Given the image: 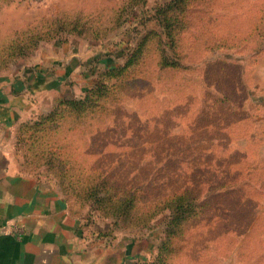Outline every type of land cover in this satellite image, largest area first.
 <instances>
[{
    "label": "rangeland",
    "instance_id": "rangeland-1",
    "mask_svg": "<svg viewBox=\"0 0 264 264\" xmlns=\"http://www.w3.org/2000/svg\"><path fill=\"white\" fill-rule=\"evenodd\" d=\"M167 1L0 0L4 77L98 103L19 125L22 160L130 264H264V108L227 97L264 52V0H194L178 27Z\"/></svg>",
    "mask_w": 264,
    "mask_h": 264
},
{
    "label": "crops",
    "instance_id": "crops-1",
    "mask_svg": "<svg viewBox=\"0 0 264 264\" xmlns=\"http://www.w3.org/2000/svg\"><path fill=\"white\" fill-rule=\"evenodd\" d=\"M255 58L252 65L237 61L244 81L232 82L227 94L231 101L244 95L239 112L249 111L254 100L264 108V52ZM10 72H0V264H130L116 242L108 243L100 232L87 233L85 216L74 212L72 202L53 187L56 183L26 169L15 141L17 127L38 121L42 105L55 107L62 96L53 92L56 88L6 79ZM13 223L24 228L20 239L4 232Z\"/></svg>",
    "mask_w": 264,
    "mask_h": 264
},
{
    "label": "trees",
    "instance_id": "trees-1",
    "mask_svg": "<svg viewBox=\"0 0 264 264\" xmlns=\"http://www.w3.org/2000/svg\"><path fill=\"white\" fill-rule=\"evenodd\" d=\"M194 0H169L165 3H163L158 9H157V20L159 24H164L170 27H178V26H186L187 24V13L190 11V9L192 8V4H193ZM174 33V32H173ZM172 32L168 31V35L171 38V41L173 42L174 36L176 33L173 34ZM28 37L30 38H23V39H27L28 44L27 45H23L22 47L20 46V42L22 39H20L19 37L17 38V45H16V49L13 48V51L10 55H7L8 58H15V57H19V56H23L29 52H31L32 50H34L36 48L37 43L35 42L36 40L33 39V42L31 44V36H34L35 34L33 32H31L30 30L28 31ZM24 42V41H23ZM16 50V51H15ZM6 55L2 54L0 55V58H2V60L0 61V70L4 69V65L5 62L3 60V58H5ZM167 67H174V68H178L180 67L179 63L177 62H171L168 64ZM109 70L111 72H114L117 76H119L120 74L118 72L122 71L121 69H117V66H112L111 68H109ZM106 85L101 83L99 87L95 88L94 93L95 92H101L103 88H105ZM108 87V86H107ZM97 92V93H98ZM96 94V93H95ZM92 96V95H91ZM91 97L88 95L86 97L85 100H73V101H67L64 98H59V100L57 101L56 107L53 109L52 112H50V114L42 119H39L38 121L32 123L34 124L36 127L40 126L39 123L44 122V120L46 119L49 122H53L55 123L56 121H58V119L63 117V113L64 111L67 109L66 107L68 106H75V107H79V106H84L88 103V101L90 102L91 100H93V97L91 98V100H89ZM98 103L96 101L92 102L90 104V108L92 107H97ZM58 111V112H57ZM31 128H33V126H31ZM20 145V144H19ZM22 147V145H20ZM49 160H53L52 158ZM49 162V161H47ZM65 184L64 180H62L61 185ZM115 198V197H114ZM69 200V199H68ZM134 202V200L132 199L130 201V204ZM180 207V206H179ZM184 208V206H182ZM134 207L129 206L128 209L132 210ZM124 208H122L120 210L119 214H122V212L127 216V214H129L128 211H123ZM144 264H150L149 262L147 263L145 261Z\"/></svg>",
    "mask_w": 264,
    "mask_h": 264
},
{
    "label": "built area",
    "instance_id": "built-area-1",
    "mask_svg": "<svg viewBox=\"0 0 264 264\" xmlns=\"http://www.w3.org/2000/svg\"><path fill=\"white\" fill-rule=\"evenodd\" d=\"M4 232L8 234H15L20 239L24 234V228L21 225L13 223L4 227Z\"/></svg>",
    "mask_w": 264,
    "mask_h": 264
}]
</instances>
